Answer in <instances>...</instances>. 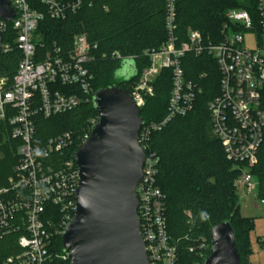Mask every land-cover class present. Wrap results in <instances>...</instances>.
I'll use <instances>...</instances> for the list:
<instances>
[{"label":"built area","instance_id":"1","mask_svg":"<svg viewBox=\"0 0 264 264\" xmlns=\"http://www.w3.org/2000/svg\"><path fill=\"white\" fill-rule=\"evenodd\" d=\"M8 1L14 17L10 22L0 19L1 52H11L15 46L21 58L11 82L8 77L0 78V147L10 138L19 143L15 176L9 178L8 185L0 186V240L18 231L21 234L17 239L20 251L1 264H55L60 258L69 264L68 253L54 254L50 245L59 228L64 229L75 215L79 168L72 159L56 166L51 157L75 139L70 131L40 138L37 122L93 98L91 67L98 44L80 33L66 51L57 45L48 47L38 32L45 19L66 20L85 0ZM165 29L166 40L144 51L149 65L129 90L141 109L154 96L161 71H170L172 88L165 116L159 121L144 118L138 133L145 160L143 178L135 190L137 215L149 264H176L178 257L177 244L168 232L166 195L157 185L160 158L150 146L151 135L191 112L211 79L208 70L189 76L187 56H208V64L212 59L215 62L218 92L207 101L212 134L221 142L226 157L241 166L235 186L249 195L257 196L259 184L251 169L264 140V0H254L249 8H231L218 41L191 27L185 35L179 33L176 0H166ZM3 33L12 40L4 42ZM108 57L124 60L136 56L114 50ZM89 135L81 137V145ZM49 205L59 210L58 224L52 220Z\"/></svg>","mask_w":264,"mask_h":264},{"label":"trees","instance_id":"2","mask_svg":"<svg viewBox=\"0 0 264 264\" xmlns=\"http://www.w3.org/2000/svg\"><path fill=\"white\" fill-rule=\"evenodd\" d=\"M253 5L254 0H176L179 33L185 35L191 27L206 38L218 41L222 38L221 28L227 21V12L234 7ZM165 15L166 0H85L81 9L66 20L45 19L38 32L48 47L57 45L66 51L72 48L76 34H86L91 42L98 44L91 67L94 92L115 83L129 91L149 65L144 51L157 48L167 38ZM6 40L12 39L3 33V41ZM114 50L136 56L133 59L136 74L128 81L116 78L123 60L108 57ZM20 58L21 52L15 46L11 52H1L0 77H8L11 82ZM207 60L211 61V57H186L189 76L194 78L205 70L211 73L209 87L206 85L207 90L198 95L194 109L151 135L150 146L160 158L157 185L166 195L165 215L169 235L177 244L176 264H203L210 253L211 227L225 220L230 221L235 231L241 263L245 264L251 252L249 235L255 220L240 213L235 181L241 166L226 157L221 142L212 134L207 101L218 92L219 74L213 59L212 64ZM171 88L170 71H161L155 82L154 96L140 109L146 121H159L165 116ZM92 99L71 111L39 118L40 138L70 131L75 139L72 145L51 157L56 166L72 159V153L81 146V137L90 133L97 122L98 112ZM18 143L19 140L10 138L0 147V186L8 185L9 178L15 176ZM251 171L259 184L257 198L264 201V140ZM48 209H52V220L58 224L59 210L52 205ZM62 229L59 228L50 245L51 252L57 255L64 253ZM20 234L18 231L0 240V264L20 251L17 243ZM260 242L264 245V239ZM67 262L62 258L55 260V264Z\"/></svg>","mask_w":264,"mask_h":264},{"label":"water","instance_id":"3","mask_svg":"<svg viewBox=\"0 0 264 264\" xmlns=\"http://www.w3.org/2000/svg\"><path fill=\"white\" fill-rule=\"evenodd\" d=\"M8 0H0V19L12 21ZM2 34L0 32V54ZM134 69L131 76L124 72ZM136 64L124 59L116 78L130 80ZM98 122L72 153L79 168L76 211L61 234L69 264H149L137 215L136 187L143 178L145 151L138 133L144 123L127 89L117 83L97 89ZM211 248L203 264H242L229 220L211 227Z\"/></svg>","mask_w":264,"mask_h":264},{"label":"rangeland","instance_id":"4","mask_svg":"<svg viewBox=\"0 0 264 264\" xmlns=\"http://www.w3.org/2000/svg\"><path fill=\"white\" fill-rule=\"evenodd\" d=\"M248 44L252 45L250 40ZM134 71L133 68L129 69L124 72L123 76H131ZM238 194L240 196L241 215L252 217L255 220L254 227L249 235L251 252L245 264H264V245L260 242L264 239V202L257 198L256 195L246 194L242 190H239Z\"/></svg>","mask_w":264,"mask_h":264}]
</instances>
